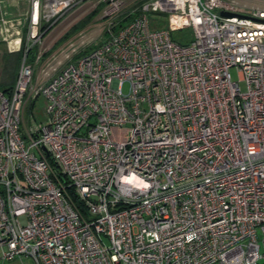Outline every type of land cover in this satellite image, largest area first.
<instances>
[{"label":"built area","instance_id":"1","mask_svg":"<svg viewBox=\"0 0 264 264\" xmlns=\"http://www.w3.org/2000/svg\"><path fill=\"white\" fill-rule=\"evenodd\" d=\"M17 1L0 0L24 53L0 90V264H264V0H146L45 80L27 53L82 0H24L23 38ZM39 96L45 122L24 120Z\"/></svg>","mask_w":264,"mask_h":264},{"label":"rangeland","instance_id":"2","mask_svg":"<svg viewBox=\"0 0 264 264\" xmlns=\"http://www.w3.org/2000/svg\"><path fill=\"white\" fill-rule=\"evenodd\" d=\"M146 0H121L119 6L102 3L98 0H82L77 5L68 10L54 22H49L41 28L42 38L39 43L27 53L26 61L32 62L37 55L39 59L34 64V79L45 80L48 68L59 69L65 65L69 59L91 49L94 44L103 37L105 31L123 14L137 9L139 4ZM19 8L11 9L10 13L5 14L10 17H20L22 25L20 32L22 38L25 33L24 14L27 10V3L18 0ZM106 10H113L114 13L109 16L105 14ZM23 14V15H22ZM123 16V17H124ZM150 24L156 29H165L167 27V16L163 13L150 12L148 14ZM122 17V18H123ZM120 18V20L122 19ZM172 41L184 43L191 40V29L183 28L170 32ZM18 53V52H17ZM24 53H10L7 50L6 43L0 37V90L7 89L9 83L15 79ZM50 70V69H49ZM51 72V71H50ZM231 77L236 80L237 73L234 68L230 69ZM35 82V81H34ZM33 82V83H34ZM241 88L244 84L241 83ZM123 92L127 93L129 84H123ZM45 100L39 96L35 101L27 102L24 109V120L34 116L37 122H45ZM1 263V260H0Z\"/></svg>","mask_w":264,"mask_h":264},{"label":"trees","instance_id":"3","mask_svg":"<svg viewBox=\"0 0 264 264\" xmlns=\"http://www.w3.org/2000/svg\"><path fill=\"white\" fill-rule=\"evenodd\" d=\"M127 14L128 15H126V16H124L121 20H118L117 21V23L115 24V26H114V29H118V28H120V27H122L123 25H125L127 22H129L130 20H132L133 19V17L135 16V13H133V12H131V13H129V12H127ZM32 49V48H31ZM84 53V52H83ZM16 54H20V52H18V53H16ZM82 54V53H81ZM13 82H14V80L13 81H11V83H9V85H8V87H7V89H5L4 90V92H8L10 89H11V87H12V85H13Z\"/></svg>","mask_w":264,"mask_h":264},{"label":"water","instance_id":"4","mask_svg":"<svg viewBox=\"0 0 264 264\" xmlns=\"http://www.w3.org/2000/svg\"><path fill=\"white\" fill-rule=\"evenodd\" d=\"M224 15H231V13L222 12Z\"/></svg>","mask_w":264,"mask_h":264},{"label":"crops","instance_id":"5","mask_svg":"<svg viewBox=\"0 0 264 264\" xmlns=\"http://www.w3.org/2000/svg\"><path fill=\"white\" fill-rule=\"evenodd\" d=\"M20 1H23V0H20ZM13 9H15L14 7H13ZM9 10H11V8H9ZM33 62V61H32ZM48 69H50L51 70V68H48Z\"/></svg>","mask_w":264,"mask_h":264}]
</instances>
